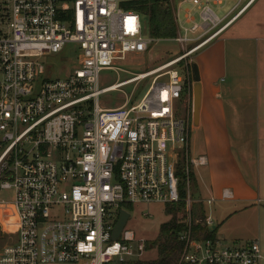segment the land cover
Returning <instances> with one entry per match:
<instances>
[{
  "label": "built area",
  "instance_id": "built-area-1",
  "mask_svg": "<svg viewBox=\"0 0 264 264\" xmlns=\"http://www.w3.org/2000/svg\"><path fill=\"white\" fill-rule=\"evenodd\" d=\"M142 1L0 0V193L12 194L0 200V264L133 261L144 242L125 228L110 238L120 211L138 204L183 205L176 264H260L256 241L227 247L190 232L189 164L205 161L188 157L192 85L177 68L245 8L238 0L219 18L224 0H182L189 8L182 21L176 11L171 39L182 55L150 72L158 71L137 103L104 109L100 74L156 42L141 23ZM69 45L75 65L51 79L46 57Z\"/></svg>",
  "mask_w": 264,
  "mask_h": 264
},
{
  "label": "crops",
  "instance_id": "crops-1",
  "mask_svg": "<svg viewBox=\"0 0 264 264\" xmlns=\"http://www.w3.org/2000/svg\"><path fill=\"white\" fill-rule=\"evenodd\" d=\"M239 8L245 9L238 18L219 37L195 52L193 63L199 74L200 107L198 123L191 127L188 150L190 145L191 160L205 161L203 166L194 167L199 199H211L219 207L220 225L208 231L215 233V240L222 246L231 247L244 241L240 237L255 223L256 235L263 241L261 245L256 241L261 264L264 263V0H246ZM224 192L228 194L226 199ZM201 212L203 218H210L203 207Z\"/></svg>",
  "mask_w": 264,
  "mask_h": 264
},
{
  "label": "rangeland",
  "instance_id": "rangeland-1",
  "mask_svg": "<svg viewBox=\"0 0 264 264\" xmlns=\"http://www.w3.org/2000/svg\"><path fill=\"white\" fill-rule=\"evenodd\" d=\"M238 0H226L222 9H215L216 15L221 18L223 15L237 2ZM246 0H241L242 5ZM168 4L171 7L173 13V19L175 24V14L176 11L179 12V18L183 20V10L189 8L188 5H183L180 7L182 0H167ZM141 19L142 25H148V19L145 14ZM195 21H198V17L195 16ZM176 27V24H175ZM154 42L148 51L139 56H129L124 61L116 64V71L111 72H103L100 74V87L107 88L111 87L117 82H123L136 75L147 74L152 71H155L159 67L164 64L170 62L172 59L177 58L182 55L184 52L180 45L173 42L171 39L166 40H157L154 39ZM190 47V46H189ZM187 47V48H189ZM76 47L69 45L66 46L61 54L58 55H50L46 57V66H50L52 68L51 79L62 78L63 75L70 71L73 68ZM195 59V54L186 57V59L178 66V71L183 77H186V70L189 72L190 83L192 82V72L191 68L194 64L193 61ZM160 74V73H159ZM158 75V74H157ZM156 75L149 76L139 82H132L124 87L116 88L113 92H108L102 95L99 98L100 106L104 109H114L121 107L125 102L129 101V103H137L141 97L144 95L146 90L151 84V81ZM160 81V80H159ZM190 114H191V127H193L192 122V112H191V104H190ZM188 157L191 163L192 153L191 147L189 145ZM189 172H190V195L191 200L194 201V205L192 208V214L194 219L200 218L202 214V207L206 216H209L212 220V228L215 229L217 225H220V219L218 218V208L217 204L211 203L210 205L205 204V199L201 198L198 195L197 188L195 185V171L194 167L189 164ZM11 192H2L0 193V200L8 201L11 199ZM203 202V203H202ZM175 209V213L171 212L170 209ZM177 206H165L162 204H138L134 205L130 208H127L129 213V220L125 225V230L133 233L136 241H143L145 245L144 252L141 256L136 257L133 261H152L157 258L156 247L153 245L160 237L162 226L165 224H173L177 223L181 217L183 216V210L177 211ZM183 221V220H182ZM255 223L252 225V229L247 227V232L244 233L242 240L237 241L235 246H239L240 244L251 243L258 240L259 245L263 243L260 237H257L255 230ZM4 244V241L0 239V248ZM112 264H119L117 261H114ZM126 264V263H124ZM261 264H264L263 262Z\"/></svg>",
  "mask_w": 264,
  "mask_h": 264
},
{
  "label": "trees",
  "instance_id": "trees-1",
  "mask_svg": "<svg viewBox=\"0 0 264 264\" xmlns=\"http://www.w3.org/2000/svg\"><path fill=\"white\" fill-rule=\"evenodd\" d=\"M137 11L145 14L148 19L149 36L157 40L173 39L176 36V27L174 24L173 13L167 0H145L140 3ZM182 62L179 63V66ZM177 211L183 210V205L178 204ZM171 212L175 213V209L171 208ZM194 218V216H193ZM183 216L177 223L165 224L162 226L160 237L153 245L156 247L157 258L152 261H136L126 264H176L182 250V243L177 239V235L184 232ZM196 224L191 227L190 232L193 237L204 239H215V233L209 232L203 226L204 218L201 216Z\"/></svg>",
  "mask_w": 264,
  "mask_h": 264
},
{
  "label": "water",
  "instance_id": "water-1",
  "mask_svg": "<svg viewBox=\"0 0 264 264\" xmlns=\"http://www.w3.org/2000/svg\"><path fill=\"white\" fill-rule=\"evenodd\" d=\"M192 98H191V112H192V122L197 125L199 119V107H200V84H199V74L195 64L192 65ZM130 216L124 211H120L118 220L112 230L110 241L114 242L118 239L119 235L125 228L127 221Z\"/></svg>",
  "mask_w": 264,
  "mask_h": 264
},
{
  "label": "bare ground",
  "instance_id": "bare-ground-1",
  "mask_svg": "<svg viewBox=\"0 0 264 264\" xmlns=\"http://www.w3.org/2000/svg\"><path fill=\"white\" fill-rule=\"evenodd\" d=\"M157 72H158V71H157ZM157 72H154V73H150V74H147V75L141 76V77H139L137 80H138V81L143 80V79L149 77L150 75L156 74ZM137 80L132 81V82H138ZM132 82H129V83H132ZM116 88H120V87H116L115 85H112V86L109 87L108 90L105 91V92H113V91L116 90Z\"/></svg>",
  "mask_w": 264,
  "mask_h": 264
}]
</instances>
